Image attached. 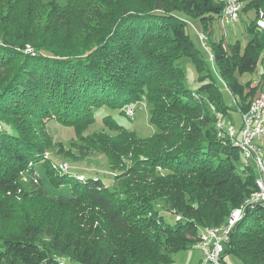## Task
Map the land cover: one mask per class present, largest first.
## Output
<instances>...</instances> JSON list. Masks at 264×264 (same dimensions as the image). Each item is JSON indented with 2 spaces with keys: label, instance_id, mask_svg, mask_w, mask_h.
<instances>
[{
  "label": "trees",
  "instance_id": "obj_1",
  "mask_svg": "<svg viewBox=\"0 0 264 264\" xmlns=\"http://www.w3.org/2000/svg\"><path fill=\"white\" fill-rule=\"evenodd\" d=\"M238 1L248 40L207 48L197 32L205 50L189 29L210 41L220 0H0V264H170L203 229L226 225L259 184L250 164L238 169L241 152L217 128L220 115L232 123L230 106L207 64L235 110L246 111L260 87L242 77L264 60V0ZM183 56L199 74L194 91L183 83ZM139 100L150 105L145 137L117 121ZM49 120L72 127L79 150L100 151L119 172L106 183L58 171L45 156ZM98 120L106 128L89 133ZM41 158L50 184L67 192L42 186ZM225 253L264 264V202L247 207Z\"/></svg>",
  "mask_w": 264,
  "mask_h": 264
},
{
  "label": "rangeland",
  "instance_id": "obj_2",
  "mask_svg": "<svg viewBox=\"0 0 264 264\" xmlns=\"http://www.w3.org/2000/svg\"><path fill=\"white\" fill-rule=\"evenodd\" d=\"M43 1H48V0H43ZM58 1H60L61 3L64 2V0H58ZM238 17L239 19L237 22L233 24H228V25H222L219 21H214L212 24L213 33L211 35L210 41L207 40V38L204 36L205 34L204 32H202L203 30H201V27L199 26L198 27L193 26L189 29L190 36L197 44L200 45L202 41L199 39L198 33H197V32H200V35H203L205 38L203 41H205L204 44L206 45L207 48H209L210 43H220V42H222L224 46H228V49H229V45H234L237 42H240L241 45H244L245 42L250 37L245 32L249 19L247 18L246 14L243 12H240L238 14ZM257 24L259 23L257 22ZM259 25L261 27L264 26L263 24L262 25L259 24ZM211 63L213 65H211L209 61L207 60V64L209 65V68L213 74V78L215 82H217L223 94L225 103L228 106H230L229 114H230L231 120L234 123V126L237 129H239L241 127V120H240V113L237 110H235L236 108V104L234 100L235 98L228 91V89L224 86V84L220 83V81L218 80L219 75H218L217 67L213 62ZM178 65L183 69V72H184L183 83L186 86V88L191 91L196 90V88L199 85V81H198L199 74L196 71L191 60L188 57L183 56L178 60ZM213 69H215L214 71L215 74L213 72ZM243 75L244 76L242 77V81H244L245 78L252 79L254 83H259L260 87L263 86L264 85V61L263 62L259 61L253 73H244ZM257 90H258V87H257ZM255 95L257 94L255 93ZM238 97L239 96H236V98ZM207 105L211 111H214V107L213 105L210 104V101L207 103ZM129 107L132 108L131 110L133 111V114L130 116L127 113V110H130L128 107L125 109L126 115L120 114L117 117V113L115 111H112L115 117H117V121L120 124L124 125L127 129L135 131V133L138 136L145 137V136L150 135L153 132V126L149 123L150 105H148L146 101L140 102L139 100L138 102L134 101L131 104H129ZM123 111H124V108H123ZM221 119H224V118L222 117ZM225 120L226 119H224V121ZM225 123H228V121H225ZM46 125H47V135H50L52 137L53 145L49 150L47 149V151L45 152V156L46 155L48 156L49 154L53 162L57 164L54 166L57 168L58 171L60 169L65 170L63 169V166H62L64 165L63 163H65L68 169H72L76 172L85 173V174L95 173L96 175H99L101 178H103V180L106 183H109L112 180L114 173L119 172L120 168L111 169L109 167L106 157L102 153H100V151H97L95 149H90L89 147L87 149L86 146L84 145L83 148L80 149L81 151H84V152H80V150L78 149V146L83 145V144L81 143V141L75 138L74 129L72 127L58 124L54 120L47 121ZM105 128L106 127L98 120L97 122H95L93 125H91L88 128V132L89 133L94 132V131L97 132V131L104 130ZM257 141L259 145L264 149V136L261 137ZM56 143H59V144L62 143L65 149L67 148L70 149V151L72 152L71 153L72 155L71 156L65 155L57 151L58 144ZM44 160L45 159H42V158L40 159V162H38V165L36 166V169H35L36 172H34V174L37 175L36 177H39V180L42 186L48 192H51V193L52 192L54 193L55 192H60V193L67 192L68 185H63L60 188H54L50 184V182L48 181V178L45 175L44 167L41 165V164L44 165L43 163ZM241 163H242V160L240 158L236 164L238 169H240ZM249 164L251 165L253 169L254 175L257 176V178L259 179L257 166L254 165L252 161H249ZM58 165L60 169L58 168ZM52 177L55 179L57 178L53 174H52ZM76 177L78 178V176ZM79 178H81V175H79ZM20 179L25 183L26 189H29L30 187L28 185L29 177L27 176V174L21 175ZM159 213L160 215L163 216V218L166 221L174 222V218H173L174 216L170 214L169 212L159 210ZM182 257L184 259H187L188 262L189 260L190 261L192 260L193 261L192 264H197L199 261L200 255H199V252L194 249H187L185 251H181V252L174 254L173 262L170 264H183V261H181ZM223 257H225V262L222 260V264H242L241 260L235 255H233L232 253H225ZM200 260H202V257H200ZM66 262L67 264H78V263L70 262V261H66Z\"/></svg>",
  "mask_w": 264,
  "mask_h": 264
},
{
  "label": "built area",
  "instance_id": "obj_3",
  "mask_svg": "<svg viewBox=\"0 0 264 264\" xmlns=\"http://www.w3.org/2000/svg\"><path fill=\"white\" fill-rule=\"evenodd\" d=\"M236 3L237 2L233 0H228V8H223L220 16L222 25L233 24L238 21L239 17H235L234 15ZM201 45L203 49H205L204 44L201 43ZM262 99H264V90H261L256 95V101L253 102L250 110L240 112L241 127L239 129H237L233 123L228 122L231 128V135L229 138H223L244 141L247 157L254 160V165H256L260 171L259 195L255 200H264V160H259L258 146L251 145V138H261L264 136V110H260ZM128 108L131 111V108ZM63 164L65 165V163ZM246 206H248V203H246ZM228 234L229 227L222 230L221 235L211 234L210 242L205 243L204 247H193V249L199 251L202 256L200 264H208V257H216V264H222L223 247L228 240Z\"/></svg>",
  "mask_w": 264,
  "mask_h": 264
},
{
  "label": "bare ground",
  "instance_id": "obj_4",
  "mask_svg": "<svg viewBox=\"0 0 264 264\" xmlns=\"http://www.w3.org/2000/svg\"><path fill=\"white\" fill-rule=\"evenodd\" d=\"M222 1V3L224 4V8H228V0H220ZM236 3V8H234V15L235 17H238V13L240 10V2L238 0H233ZM259 24H263L264 25V19L259 20L258 21ZM264 27V26H262ZM200 38H204L203 35H200ZM205 39V38H204ZM205 42V41H204ZM205 46V45H204ZM210 60H212V56H209ZM256 101V97L251 101L249 107L247 108V110H250L253 102ZM260 110H264V99L261 100L260 103ZM128 115H132L133 111L131 110H127ZM217 128L219 129H224L225 133H227L228 137H230L231 135V128H230V124H226L224 125L223 119L218 118L217 120ZM260 138H251V145H257L258 146V156H259V160H264V149L259 145L258 141ZM231 141L234 143L235 146H237V148L239 149V151L241 152V157H242V163H246L249 164V161H252L254 163L253 159H250L247 157V153H246V148L244 146V141L242 140H236V139H231ZM257 141V142H256ZM258 143V144H257ZM63 169H66V165H62ZM258 174H259V184H260V171L258 170ZM259 184L258 187L255 191H253L249 197H247L244 201V203L240 206V207H236L234 209L231 210L230 215L227 219V223L225 226H220V227H207L205 229L202 230L201 234H200V238L199 241L197 243L194 244V247H204L205 243H209L210 239H211V234L212 235H221V231L225 230L229 227V233L232 229V227L235 225L236 222H238L244 215L245 210L247 209L248 206H252L253 204L259 203V202H264V200H255V198L259 195ZM246 203H248V206H246ZM208 229V230H206ZM229 235V234H228ZM208 263L210 264H216V257H208Z\"/></svg>",
  "mask_w": 264,
  "mask_h": 264
},
{
  "label": "crops",
  "instance_id": "obj_5",
  "mask_svg": "<svg viewBox=\"0 0 264 264\" xmlns=\"http://www.w3.org/2000/svg\"><path fill=\"white\" fill-rule=\"evenodd\" d=\"M263 61H264V60H263ZM263 61H262V62H263ZM254 84H257V83H254L253 80H252V85H254ZM261 90H264V85L258 88L256 94H258ZM228 120H229V119H228ZM232 123H233V122H232ZM233 124H234V123H233ZM198 252H199V251H198ZM199 255H200V257H202L201 254H200V252H199ZM200 257H199V261H198L197 264H200V261H201V260H200ZM184 260H185V261H184ZM181 261H183V264H192V262H193L192 260H191V261L189 260V262H188L187 259H184L183 257L181 258ZM223 261L225 262V257H223Z\"/></svg>",
  "mask_w": 264,
  "mask_h": 264
}]
</instances>
